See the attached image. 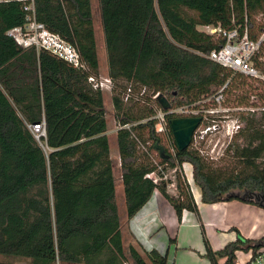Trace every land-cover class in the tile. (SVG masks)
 Returning a JSON list of instances; mask_svg holds the SVG:
<instances>
[{"label": "trees", "instance_id": "16d2710c", "mask_svg": "<svg viewBox=\"0 0 264 264\" xmlns=\"http://www.w3.org/2000/svg\"><path fill=\"white\" fill-rule=\"evenodd\" d=\"M33 1L37 22L73 46L87 70L45 50L19 48L6 32L26 23L23 4L0 3V264H165L154 249L143 255L124 245L106 105L87 82L99 69L92 0ZM99 13L114 84L125 216L132 218L156 190L179 219L183 211H195L178 173L184 164L192 167V184L204 203L240 200L264 207V113L238 111L244 126L220 165L191 147L179 152L170 127L162 135L150 120L156 93L173 108H208L220 88L227 84L228 91L243 78L204 57L224 40L199 27L237 29L240 37L247 30L257 41L264 33L257 22L264 0H99ZM252 62L264 75L258 57ZM128 87L132 96L125 103ZM42 120L46 137L37 141L29 126ZM152 155L164 170L178 168L176 196L166 184L146 179L157 170ZM236 190L243 194L231 193ZM254 243L238 238L219 251L207 246L205 255L211 264H233L238 246Z\"/></svg>", "mask_w": 264, "mask_h": 264}, {"label": "rangeland", "instance_id": "374dc122", "mask_svg": "<svg viewBox=\"0 0 264 264\" xmlns=\"http://www.w3.org/2000/svg\"><path fill=\"white\" fill-rule=\"evenodd\" d=\"M92 4H93L92 11L94 15V33L96 35V44H97V50H98L99 69H98L97 77L107 78L108 77L107 51L105 49L104 32H102L101 15L99 13V0H92ZM260 17H258L257 22L261 21ZM262 54L264 55V47L262 50ZM226 90L224 91V96H223L224 103L221 105L222 106L221 109L223 110V113L217 114V116L211 118V119H214L215 122H217L219 128H217L215 131L213 130L210 131L205 136V139L201 141L200 145L190 146L193 149L195 147L198 148L200 152L202 150L201 153L199 152L200 155H202L207 161L214 163V165L221 164L222 158L226 156L227 146L233 141V138L235 137L237 133L234 130L233 126H234L235 120H237V116H238L237 113L239 109H243V110L253 109L255 110V112L252 114L259 116L260 114H259L258 109L261 107H264V101L261 99V96L264 94V80L247 78L243 76V78L237 80L234 87H231V88L229 87L228 91ZM102 93H103V99L106 105V116H105L107 118L106 135H108L109 142H110L109 152L111 153V158L116 162V165H115L116 170H115V175H114L115 186H116L117 199H118L117 203H119V214L121 216L122 224H123L124 221L126 220V216L124 214L125 213V203L123 199V188L120 182L121 173L119 169V164H120L119 163V151L117 150V143H116L117 141L116 132L119 129V126H118L116 117H114V109H113L112 100H111V92H102ZM210 98H212V96ZM214 106L215 105L210 104L208 109H214ZM213 124L214 122H209V121L204 122L200 129H204L207 126H212ZM240 124L242 125V127L244 126L242 122H240ZM238 142L240 143L241 140H239ZM152 156H153L152 157L153 160L150 156V161L152 162V164L158 163L156 156L155 155H152ZM185 165H186L185 168L188 171L186 172L187 176L191 177V168L189 167V165L187 164ZM163 172H165V174L167 175L166 181H169L170 178L173 180V177H174L175 182H176L177 174L174 171H172L171 169H167L166 171H163ZM181 172H182V175H184V171L181 170ZM192 186L194 189L193 195H194V198H196L195 201L197 202L199 200V191L197 190L198 188L194 184H192ZM166 190H167V193L171 196L177 195L174 188H170L168 186V188L166 187ZM231 193L235 195L236 193L240 195L243 194V192L239 190L232 191ZM153 194H154L153 196L154 199L151 200V203H149L147 206H144L142 210H140L137 214H135V216L141 214V216L143 217V219L137 218L136 222L141 223V227L144 228V232L150 235V242L147 245L149 249L156 247L160 252H162V254L165 257H167L166 251L170 249L171 254L169 256V259L171 260V258H173L172 250L174 248V245H173L174 243L170 239L172 237H176V233L178 229V220H177L178 217L176 216L175 211L172 209L170 202L166 201L158 190H156ZM157 198H159V200L163 204H161V202H159ZM233 201H237V200H233ZM218 203H220V201ZM162 208L170 209L169 213H167L166 211L165 212L162 211L161 210ZM257 208H258L257 209L258 210L257 220L259 224L258 228L260 232L262 231L264 232V207H262L261 205H258ZM193 212L194 211H185L184 214L189 213L188 214L189 219H186V221H183L182 223L185 227H187L188 224L198 225V227L195 230L199 232V234L202 235V242L205 248L204 250L205 254H206V247H207V241H206L207 236L203 234L204 231L206 232L208 230L211 233L209 235V239L211 240L212 246L215 247L216 249L218 248L220 249L224 244L232 240V239H229L230 238L229 235L231 234L227 232V224H228V220L230 219L229 216L226 218L224 223L222 222L216 226L210 227L209 225H205V224L203 225V222L208 216H203L201 223H200L199 221L196 220L195 214ZM205 212H206L205 215H208L210 213V211H205ZM135 216L133 218H135ZM173 217H175V219ZM212 230L217 232L218 236L213 235ZM230 231L236 232V229H231ZM232 235H235V233H233ZM195 236L194 234H192V241L194 242H195ZM237 237L243 241L247 239L245 238V236H241L239 234ZM257 238L258 239L254 240L255 243H257L258 241H264V233ZM181 243L184 244V242H181ZM255 243L252 245H255ZM196 244H197V241H196ZM252 245L251 246H246L245 244L239 245L238 248L236 249V259L245 263L255 254V252L264 250V243L260 245L257 244L255 247H253ZM191 246L192 247H189L187 249L191 253H195V255H197L199 254V252H202V251H198L200 248V244L193 245V243H191ZM2 259L4 258L0 256V260ZM199 259L203 261L202 262L203 264H209L207 256L199 257ZM19 262L22 263V261H19Z\"/></svg>", "mask_w": 264, "mask_h": 264}, {"label": "built area", "instance_id": "2783aa9c", "mask_svg": "<svg viewBox=\"0 0 264 264\" xmlns=\"http://www.w3.org/2000/svg\"><path fill=\"white\" fill-rule=\"evenodd\" d=\"M9 2H19L23 4V11L26 17V23L23 26L13 27L10 28L6 32L8 38H11L15 44L23 49L27 50L28 48L33 47L36 51H48L54 56L59 59H63L67 63H69L72 67L77 70H87V67L83 63L80 54L78 51L65 42L62 38H60L56 34L50 33L45 26L38 23L35 17V7L33 0H0V3H9ZM261 23L264 26V15L260 17ZM203 33L207 34L208 36L212 37L214 40L216 39H223L224 45L219 49H215L209 55H205L204 57L207 58L212 63H217L222 68L232 73H237L239 75L245 76L247 78L253 79H260L264 80V75H261L258 69L254 66L252 62L254 57H258V61L264 64V55L262 54V50L264 47V33L258 38L257 41H252L247 37V30L245 31L244 35L240 37L239 32L237 29H232V31L225 30L220 26H201L199 27ZM88 84H90L93 90H100L101 92H112L114 84L112 83L110 78H99V77H89L87 79ZM227 88V84L220 88L212 98L208 99L207 101H212L216 107L214 109H208L204 107L200 108H188V107H181V108H171L164 112L160 105L157 102V96L159 93L154 94L151 96V99L155 102L154 106V115L150 120L156 121L155 131L162 135H167L168 133V126L169 123L167 121V117L174 116L175 118H200L202 119L200 126L195 131V134L192 137V141L190 146L200 145L201 141L205 139V136L210 131H215L219 128L217 122L212 117L217 116V114L223 113L221 109V105L224 103V91ZM145 90L141 91V95L145 94ZM132 96V88L128 87L126 90L123 100L125 103L129 101ZM206 101V102H207ZM239 111H245L249 113H254L255 110L253 109H239ZM259 114L264 113V107L258 109ZM214 122L212 126H207L204 129H200L204 122ZM216 123V124H215ZM234 130L239 132L242 128L240 121L235 120L234 123ZM29 130L32 133L33 137L37 141L40 139H44L45 136V120H42L40 124H34L29 126ZM189 146V147H190ZM138 148L139 150H143V152L147 153L146 147H144L138 141ZM193 149V148H192ZM195 150L199 151L198 148H194ZM141 150V151H142ZM172 152H174L173 149ZM200 152V151H199ZM202 152V150H201ZM200 152V153H201ZM152 158V157H151ZM153 160V158H152ZM157 170L151 172L149 175L146 176V179L152 180L155 185L160 183L166 184L170 188H174L177 193V186L175 183V179L173 180L170 178L169 181H166L167 175L165 174L166 171L161 166H158L157 163L153 164ZM175 173H177L178 168L171 169ZM183 170V168L181 169ZM181 170H179V174L182 177V180L186 182L188 185V191L193 197L194 189L192 186V181L186 178L185 172L182 175ZM172 180V181H171ZM130 264V263H124ZM233 264H264V250L255 252V254L245 263L235 259Z\"/></svg>", "mask_w": 264, "mask_h": 264}, {"label": "crops", "instance_id": "0c3cea01", "mask_svg": "<svg viewBox=\"0 0 264 264\" xmlns=\"http://www.w3.org/2000/svg\"><path fill=\"white\" fill-rule=\"evenodd\" d=\"M185 167L186 165L184 164L182 168H183V171L185 172L186 178L192 181V167L189 166L191 168V177L187 176L186 172L188 171L186 170ZM197 190L199 191V200L196 202L195 201L196 198H194V195L192 197L193 201H195V205L197 206L196 211L193 212L195 214L197 221L201 223L202 217L208 216L203 222V225L205 224V225H209L210 227H213L222 222L224 223L226 218L228 216L230 217V219L228 220V224H227V232L231 234L229 235L230 237L229 239H232V240L228 241L226 244L237 241L238 234L241 236H245V238L249 240L254 241L255 239H258L257 237H259L260 235L264 233L263 231L260 232L258 228L259 227L258 220H257L258 218L257 206L258 205L255 204L254 202V201L258 202L257 198L255 200H251L252 202H254V204L241 202L239 200L220 201V203H204L203 201H201V191L199 189ZM153 196L154 194L152 195L151 199L148 201L149 203H151V200L154 199ZM157 200L161 202L159 198H157ZM149 203H147L145 206H147ZM161 204L163 203L161 202ZM161 210L169 213L170 209L162 208ZM205 211H210V213L208 215H205L206 214ZM184 213L185 211L182 212L181 219L177 218L178 229H177L176 237H172V238L170 237L171 238L170 240L174 243L173 244L174 248L172 250L173 258H171V260L169 259L171 252H170V249L167 248L168 250L166 251L167 257H166L165 264H203L202 263L203 261H201L199 257L206 256L205 251H204L205 248L202 242V235L199 234V232L195 230L198 227V225L188 224L187 227H185L182 222L186 221V219H189L188 217L189 213H186V214ZM133 217L132 218L126 217V220L121 226V232H122V236L124 240V245L125 246L132 245L138 252H140L143 255H145L146 253H149L150 251H153V249L162 254V252H160L156 247L149 249V247L147 246L148 243L150 242V235L144 232V228L141 227V223L136 222L137 218L143 219L141 214L135 216V218ZM173 218L175 219V217ZM231 229H236V232L230 231ZM232 232L235 233V235H232L233 234ZM191 233L194 234V236L196 234L195 242L192 241ZM212 233L213 235L218 236L217 232L213 231ZM203 234L207 236L206 237L207 246H209L211 250L213 251H219L221 250L222 247L226 245L224 244L220 249L219 248L216 249L215 247L212 246L211 240L209 239V235L211 233L207 230L206 232L204 231ZM196 241H197V244H200V248L198 251H202V252H199V254L197 255L187 250L189 247H192L191 243H193V245H197ZM181 242H184V244H182ZM223 261L224 259H221L220 263ZM209 264H211L210 261H209Z\"/></svg>", "mask_w": 264, "mask_h": 264}, {"label": "water", "instance_id": "95a60500", "mask_svg": "<svg viewBox=\"0 0 264 264\" xmlns=\"http://www.w3.org/2000/svg\"><path fill=\"white\" fill-rule=\"evenodd\" d=\"M157 102L161 109L166 112L171 108L170 101L163 95L157 96ZM202 119L200 118H173L169 120L170 131L173 135L174 144L176 150L184 152L185 149L189 148L192 137L195 131L200 126Z\"/></svg>", "mask_w": 264, "mask_h": 264}]
</instances>
